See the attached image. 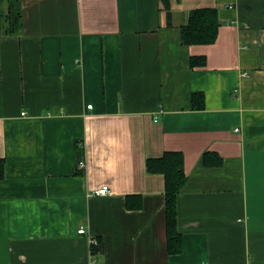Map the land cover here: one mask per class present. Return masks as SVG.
Wrapping results in <instances>:
<instances>
[{
  "label": "crops",
  "instance_id": "1",
  "mask_svg": "<svg viewBox=\"0 0 264 264\" xmlns=\"http://www.w3.org/2000/svg\"><path fill=\"white\" fill-rule=\"evenodd\" d=\"M21 6L5 34L0 0V264H264V0H171V25L159 0ZM201 6L219 9L217 39L183 44ZM167 151L188 175L180 253L147 169Z\"/></svg>",
  "mask_w": 264,
  "mask_h": 264
},
{
  "label": "trees",
  "instance_id": "2",
  "mask_svg": "<svg viewBox=\"0 0 264 264\" xmlns=\"http://www.w3.org/2000/svg\"><path fill=\"white\" fill-rule=\"evenodd\" d=\"M9 9L5 17V34H19L22 29L21 0H8ZM166 12L168 24L172 23L171 0H159ZM221 25L220 12L215 6L194 7L190 10L188 20L181 26V40L183 44H210L216 41ZM191 66H203L206 63L204 56H192ZM192 103L195 108H204L205 95L195 91L192 94ZM78 160H82L84 151L78 147ZM147 169L150 172L163 173L165 176V209L167 218L168 250L170 253H180L183 249V236L178 225V195L187 181L188 175L184 167V156L179 151H167L161 157H152L147 160ZM6 175V160L0 157V179ZM137 195L127 196V205L132 208L142 206V198L132 201ZM100 244L94 246V252L103 249Z\"/></svg>",
  "mask_w": 264,
  "mask_h": 264
},
{
  "label": "built area",
  "instance_id": "3",
  "mask_svg": "<svg viewBox=\"0 0 264 264\" xmlns=\"http://www.w3.org/2000/svg\"><path fill=\"white\" fill-rule=\"evenodd\" d=\"M89 108L92 107V105H89L88 106ZM26 112H23V114H25ZM82 165L84 164V162H80ZM112 190H111V187L109 185H103L101 186L99 189L96 190V193L97 194H109L111 193ZM79 233H85V228H80L78 230ZM90 244L94 245V246H98L100 244V241H99V238L97 237H92L90 238Z\"/></svg>",
  "mask_w": 264,
  "mask_h": 264
}]
</instances>
